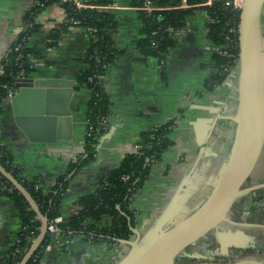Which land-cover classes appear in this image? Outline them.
Here are the masks:
<instances>
[{
  "label": "crops",
  "instance_id": "crops-1",
  "mask_svg": "<svg viewBox=\"0 0 264 264\" xmlns=\"http://www.w3.org/2000/svg\"><path fill=\"white\" fill-rule=\"evenodd\" d=\"M33 1L0 0V59L21 30L22 13ZM112 3L121 7L113 10L117 21L114 32L115 59L103 77V89L111 102L108 127L95 144L92 161L69 174L60 215L65 219L79 211L77 197L92 192L119 166L125 153L132 151L142 130L173 119V128L169 133L172 145L165 148L161 159L151 166L149 177L130 203L135 212L134 228L140 237H144L166 209L169 212L164 229L189 214L210 194L227 159L234 123L228 118L218 119L206 144L200 146L191 122L199 116H210L207 110L200 109L198 105L218 106L225 116L234 113L239 69L234 70L231 77L213 91L206 90L204 79L207 72L204 65L207 56L202 45L205 27L201 16L195 13L188 17L191 31L175 42L170 48L165 69L158 70L155 57L144 56L138 49L141 37L138 11L130 0H112ZM62 18L63 11L55 4L42 12L39 16L42 26L36 36V46H40L52 21H61ZM260 24L264 40V4ZM88 44L86 29L72 28L55 48L45 50L53 64L48 66L43 63L36 66L34 72L41 75L58 70L65 76L74 77L71 105L77 108L76 113L80 112L89 97L85 86L76 87V76L85 65ZM84 131L85 124L80 116L70 140L27 142L14 123L9 98L4 100L0 119L1 139L12 156L13 164L21 168L22 176L29 180L36 179L45 192L82 151ZM110 223L108 216L103 217L102 225L108 226ZM19 228L17 210L7 196L0 194V249L12 246ZM259 231L264 235L263 226ZM239 236L247 242L256 234L244 229ZM134 237L133 233L130 239ZM55 239L44 247L38 264H116L130 248L129 244L121 241L125 239L112 244H91L75 238L68 249L63 250L56 245ZM255 244L261 245L254 243L247 246L253 247ZM5 260L6 257H0V264Z\"/></svg>",
  "mask_w": 264,
  "mask_h": 264
},
{
  "label": "trees",
  "instance_id": "trees-1",
  "mask_svg": "<svg viewBox=\"0 0 264 264\" xmlns=\"http://www.w3.org/2000/svg\"><path fill=\"white\" fill-rule=\"evenodd\" d=\"M86 7L77 8L74 1L69 0H34L24 10L21 17V30L8 46L5 55L0 59V119L4 109L8 89L17 88L18 76H31L36 71L34 60L41 59L46 65H52L45 50L53 49L60 39L74 27L84 29L91 28L89 44L86 50L85 65L76 76V87L85 86L89 91V97L79 114L85 124L83 138V152L77 155V159L70 161L67 170L58 176L56 182L45 192L42 188H36L39 183L36 179H26L21 174V168L14 165L12 156L6 149L0 135V164L9 171L29 192L39 211L47 217V222L60 214L61 201L69 185V174L89 163L95 156V144L103 134V129L96 134L98 119L109 115L111 102L103 89V77L109 71L112 61L115 59L114 32L116 29V15L114 11L104 10L99 6L107 5L112 0H84ZM143 0H130L132 6H138ZM156 3L166 5L173 0H153ZM189 3H198L205 0H187ZM223 0H216L211 7L199 6L185 9H160L145 14L138 12L140 20L141 37L138 40V49L144 56H163L169 47L175 44V40L164 31L166 26H181L185 20L194 13L195 9H208L212 16H216L218 23H207L206 36L213 43L222 42L223 22L225 20L237 21L238 13L229 11L222 5ZM58 5L63 11L61 21H52L47 34L40 46H36V36L42 23L39 16L47 7ZM156 30V47L150 45L151 31ZM210 65L216 69L206 74L204 86L207 91H213L221 85L229 73L231 67L230 58H226L216 52L210 54ZM207 67L206 63L204 65ZM228 67L227 70H223ZM163 71V70H162ZM228 71V72H227ZM174 120L170 119L163 124L151 129L142 130L139 133L135 145L138 149L125 153L119 166L114 168L92 191L77 197L76 203L79 211L62 220L58 224L59 238H78L84 243L98 244L101 242L115 243L120 239H130L131 230L135 225V212L130 207L132 198L138 189L142 187L149 177L152 163L159 161L165 148L172 145L169 133L173 128ZM249 183V178L245 182ZM258 189L246 195L263 192ZM0 194L7 196L13 203L20 219V228L15 235L11 251L2 264H18L20 254L26 252L31 241L27 239L30 231L37 236L40 231L41 221L31 209L23 195L0 174ZM244 196V195H243ZM242 196V197H243ZM264 200V196L262 197ZM109 217L111 223L102 225L103 217ZM53 238L47 232L34 253L26 264H38L44 247ZM215 242L213 237L200 239L197 244H209ZM196 244V245H197ZM190 247H196L190 246ZM189 248V247H188ZM233 256L239 255L232 252Z\"/></svg>",
  "mask_w": 264,
  "mask_h": 264
},
{
  "label": "water",
  "instance_id": "water-1",
  "mask_svg": "<svg viewBox=\"0 0 264 264\" xmlns=\"http://www.w3.org/2000/svg\"><path fill=\"white\" fill-rule=\"evenodd\" d=\"M264 0H242L239 13V75L237 80V106L233 115H222L218 106L198 105L210 116L192 120L197 144L204 146L218 119L228 118L234 123V135L224 166L204 201L189 214L169 228L163 224L168 215L166 209L144 237L131 228L135 237L121 240L130 248L116 264H177L175 258L186 247L206 238L210 230L220 223L236 222L228 218V212L236 199L257 189L264 188V181L243 186L258 162L264 146V40L260 14ZM17 88L9 98L14 123L27 142L55 143L70 140L74 126L80 119L77 108L71 105L75 78L58 70L18 78ZM4 176L25 198L41 221L39 234L26 252L20 254L18 264H26L47 233V217L26 188L0 164ZM229 233H233L229 230ZM241 235L242 230H236ZM54 238L55 234L49 232ZM217 240L222 233H217ZM9 249H0V257H6ZM188 264H264L256 259L232 262L202 261Z\"/></svg>",
  "mask_w": 264,
  "mask_h": 264
},
{
  "label": "built area",
  "instance_id": "built-area-1",
  "mask_svg": "<svg viewBox=\"0 0 264 264\" xmlns=\"http://www.w3.org/2000/svg\"><path fill=\"white\" fill-rule=\"evenodd\" d=\"M69 1H74L77 8H84L87 6L84 0H69ZM215 1L216 0H205L203 2H198V3H189L187 0H173L171 3L161 6L160 4L156 3L153 0H143L141 4H139L138 6H134V9L137 10L138 12L150 14L151 12L155 10H160V9H185V8H191V7L197 8L199 6L211 7L214 5ZM222 5L225 8H228L229 11L237 12L238 19L237 21L228 19L223 22L224 32L221 33L223 34V38H222V42L220 43H213L206 36V32H207L206 24L207 23H218L220 20L216 16H212V14L207 8L206 9H195L194 13L199 12L201 14V18L204 22V27H205L204 37L202 40L203 49L206 52V56H207V59L205 61L207 67H205V70L207 74L211 71H214V72L216 71V69H214L210 65L211 64L210 54L213 52H216L226 58H230L229 61L231 62V67L228 69L229 73L227 74V77L224 80L226 81L228 80V78L231 77L232 72L236 68L239 67V49H238L239 29H238V25H239V13L241 10L242 0H223ZM120 7L121 6L115 5L112 2L107 5L99 6V8L104 9V10H109V11H113L114 9H117ZM164 31L167 32V34L171 36L176 42L180 40L181 38H183L186 33L191 31L190 22L187 18L183 25L177 26V27L166 26L164 27ZM90 32H93V30L91 28H88L87 33L89 34ZM155 35H156V30L151 31L150 45L153 48L156 47ZM170 48L171 47L168 48V51L163 56H160V57L155 56L157 67H158V70L160 71L165 69L166 60L169 55ZM43 63L44 62L41 59L34 60V67L42 66ZM227 68L228 67H224L223 70H227ZM24 77L25 76L21 75V76H18L17 78H24ZM14 92L15 90L8 89L6 98H10ZM109 117H110V114L106 116H102L100 119H98L97 125L99 128L96 129V134L100 133L99 131L100 129H103V131H106L108 127ZM1 144L2 143L0 142V145ZM82 146H83V141H82ZM137 149H138V146L135 145L134 143V145L132 146V151H129V152L136 151ZM82 152H83V149L80 153ZM76 159H77V156L74 157V160ZM155 162L156 161H154L152 165ZM35 187L42 188L40 183H36ZM63 219L64 218L60 214L54 216L53 218H51V220L47 222L46 230L48 233L53 232L55 234L54 238H56L55 239L56 245L60 249L66 250L68 249L69 245L73 242L74 239L73 240L71 238L61 239L59 237H56L59 234L58 224L62 222ZM35 238L36 236L33 234V231L31 230L27 239L32 242ZM43 252H44V249L42 251V254Z\"/></svg>",
  "mask_w": 264,
  "mask_h": 264
},
{
  "label": "rangeland",
  "instance_id": "rangeland-1",
  "mask_svg": "<svg viewBox=\"0 0 264 264\" xmlns=\"http://www.w3.org/2000/svg\"><path fill=\"white\" fill-rule=\"evenodd\" d=\"M195 13H193L192 15H194ZM191 15V16H192ZM201 16V14L198 12L197 13V16ZM238 69V68H236ZM235 69V70H236ZM222 115H225L224 112H221ZM233 115V114H232ZM262 180H264V146H263V149H262V153L260 155V158L258 160V163L254 169V171L252 172L251 176L249 177V183L250 184H253V183H257V182H261ZM249 183H245L243 186H247ZM264 196V191L263 192H260V193H256V194H253V195H249V196H246V197H243V199H238V201L236 202V204H242L243 201L245 200L246 202L247 201H250L253 202L254 200H258L260 198H262ZM245 198V199H244ZM245 203V202H244ZM252 208V207H250ZM264 209V205H263V208ZM254 214V210H250L248 212H246L245 215L247 216H253ZM240 222H250L252 223L253 220L252 219H249L248 217L245 218V220H238ZM228 228H232V227H229V226H224V225H218L217 227L213 228L212 230H210L208 232L207 235H214L216 234V232H219V233H222V239L221 240H217L216 242L212 243V244H197L196 247H190L188 248L187 250L183 251L180 255H179V259L181 260L182 258H188V257H192V255H195V254H199L198 256L206 261H224L223 260V257H222V254H223V251L230 247H234L236 249H239L240 247H244L245 245L248 244H254V243H259L261 244L260 245V249H262V252L259 253V255L261 257H264V237H260V238H256V237H250V240L248 239L247 242H245L239 235H234L236 234L235 232L233 233H229V230ZM241 230V229H240ZM244 230V229H242ZM255 229H248V231L252 234V232L254 231ZM231 231V230H230ZM133 236V235H132ZM131 236V237H132ZM245 242V243H244Z\"/></svg>",
  "mask_w": 264,
  "mask_h": 264
},
{
  "label": "flooded vegetation",
  "instance_id": "flooded-vegetation-1",
  "mask_svg": "<svg viewBox=\"0 0 264 264\" xmlns=\"http://www.w3.org/2000/svg\"><path fill=\"white\" fill-rule=\"evenodd\" d=\"M262 181H264V180H262ZM248 185H251V184L249 183ZM261 189H263V188H261ZM246 196H249V195H246ZM246 196L244 195L243 197H246ZM243 197L241 196L238 199H241V198L243 199ZM238 199H236L234 201V203L232 204V206L228 212V218L231 221L236 222V224L231 223V222H223V223H220L219 225H224V226L226 225V226L232 227L231 229L228 228L232 232H235L236 230H240V229L241 230L242 229H247V230L248 229H250V230L255 229L252 233L256 234V238H260L262 236L264 237V235H261L260 231H259L262 229V226L264 227V209H262L263 205H264L263 198H260L258 200H254L251 203H250V201L246 202L244 200L242 204H239V203L236 204ZM250 207H252V208H250ZM252 209L254 210V214L252 217L245 215V211H250ZM247 217L249 219H252L253 222L250 223V222L238 221L241 219L245 220V218H247ZM217 233H219V232H216L215 236L214 235H212V236L206 235V238H201V239H207L208 237H213L215 239V242H216L217 241V238H216ZM198 241L196 242V244L198 243ZM212 243H214V242H211L210 244H212ZM196 244H195V246H197ZM190 246H194V245H190ZM190 246H188V247L190 248ZM188 247H186L183 251L187 250ZM260 248L261 247L257 244H255V246H253V247H248L247 245H245L244 247H242V248L240 247L239 249H236L234 247H230L228 249L225 248V250L223 251V254H222L224 261H214V262H232V261H237V260H241V259H256V260H260V261L264 262V257H261L259 255V253L262 252V249H260ZM235 251L238 252L239 255H236V256L231 255L232 252H235ZM179 255H177L175 258V262L177 264H188V263H193V262H202V261L204 262V261H206V260L200 258L198 256L199 254L192 255L193 258L188 257V258H182L181 260L179 259Z\"/></svg>",
  "mask_w": 264,
  "mask_h": 264
}]
</instances>
